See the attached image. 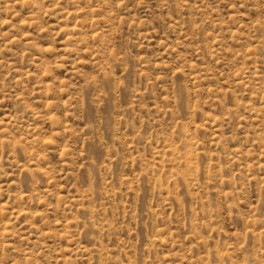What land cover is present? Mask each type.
Listing matches in <instances>:
<instances>
[{"label": "rangeland", "instance_id": "374dc122", "mask_svg": "<svg viewBox=\"0 0 264 264\" xmlns=\"http://www.w3.org/2000/svg\"><path fill=\"white\" fill-rule=\"evenodd\" d=\"M0 264H264V0H0Z\"/></svg>", "mask_w": 264, "mask_h": 264}]
</instances>
